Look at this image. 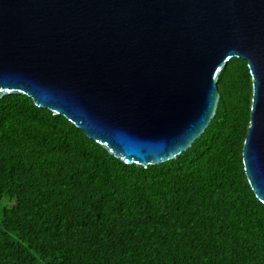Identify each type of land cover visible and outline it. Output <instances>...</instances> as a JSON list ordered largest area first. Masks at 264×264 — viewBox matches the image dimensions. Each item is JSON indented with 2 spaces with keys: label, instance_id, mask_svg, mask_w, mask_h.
<instances>
[{
  "label": "trees",
  "instance_id": "1",
  "mask_svg": "<svg viewBox=\"0 0 264 264\" xmlns=\"http://www.w3.org/2000/svg\"><path fill=\"white\" fill-rule=\"evenodd\" d=\"M205 132L175 160L126 165L25 95L0 100V264H264L244 173L252 82L218 77Z\"/></svg>",
  "mask_w": 264,
  "mask_h": 264
},
{
  "label": "water",
  "instance_id": "2",
  "mask_svg": "<svg viewBox=\"0 0 264 264\" xmlns=\"http://www.w3.org/2000/svg\"><path fill=\"white\" fill-rule=\"evenodd\" d=\"M234 58L252 82L244 173L264 204V0H0V100L29 97L126 165L191 148Z\"/></svg>",
  "mask_w": 264,
  "mask_h": 264
}]
</instances>
